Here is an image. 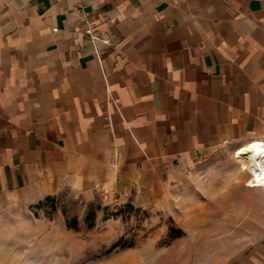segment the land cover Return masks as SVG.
I'll list each match as a JSON object with an SVG mask.
<instances>
[{"label":"crops","instance_id":"1","mask_svg":"<svg viewBox=\"0 0 264 264\" xmlns=\"http://www.w3.org/2000/svg\"><path fill=\"white\" fill-rule=\"evenodd\" d=\"M224 147L264 150V0H0V206L158 202Z\"/></svg>","mask_w":264,"mask_h":264},{"label":"rangeland","instance_id":"2","mask_svg":"<svg viewBox=\"0 0 264 264\" xmlns=\"http://www.w3.org/2000/svg\"><path fill=\"white\" fill-rule=\"evenodd\" d=\"M237 149L195 162L158 202L66 190L0 206V264H233L264 248V186Z\"/></svg>","mask_w":264,"mask_h":264},{"label":"bare ground","instance_id":"3","mask_svg":"<svg viewBox=\"0 0 264 264\" xmlns=\"http://www.w3.org/2000/svg\"><path fill=\"white\" fill-rule=\"evenodd\" d=\"M239 155L250 163L249 173L253 178L252 185L264 186V150L259 147H249L241 149Z\"/></svg>","mask_w":264,"mask_h":264},{"label":"built area","instance_id":"4","mask_svg":"<svg viewBox=\"0 0 264 264\" xmlns=\"http://www.w3.org/2000/svg\"><path fill=\"white\" fill-rule=\"evenodd\" d=\"M75 1H77L80 4H82L85 0H75ZM228 1H230V0H228ZM54 31H56V30H54Z\"/></svg>","mask_w":264,"mask_h":264}]
</instances>
